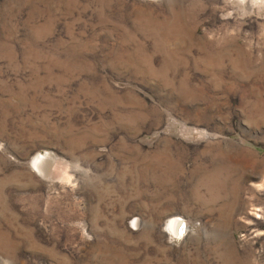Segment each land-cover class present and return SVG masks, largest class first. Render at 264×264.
Listing matches in <instances>:
<instances>
[{"label": "rangeland", "instance_id": "1", "mask_svg": "<svg viewBox=\"0 0 264 264\" xmlns=\"http://www.w3.org/2000/svg\"><path fill=\"white\" fill-rule=\"evenodd\" d=\"M0 264H264V0H0Z\"/></svg>", "mask_w": 264, "mask_h": 264}, {"label": "bare ground", "instance_id": "2", "mask_svg": "<svg viewBox=\"0 0 264 264\" xmlns=\"http://www.w3.org/2000/svg\"><path fill=\"white\" fill-rule=\"evenodd\" d=\"M243 2V4L247 7L259 2L260 0H240ZM48 156L44 155H37L31 160V167L32 169L37 172L38 174L45 176L44 166L45 163L48 161ZM169 225V224H168ZM170 230L175 234L178 235V233L181 231V222L173 220L170 223Z\"/></svg>", "mask_w": 264, "mask_h": 264}]
</instances>
